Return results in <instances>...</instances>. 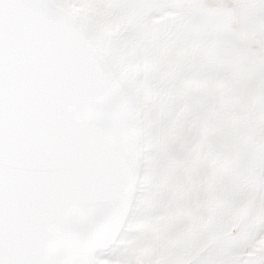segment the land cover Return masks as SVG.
Returning <instances> with one entry per match:
<instances>
[{"label": "snow or ice", "instance_id": "obj_1", "mask_svg": "<svg viewBox=\"0 0 264 264\" xmlns=\"http://www.w3.org/2000/svg\"><path fill=\"white\" fill-rule=\"evenodd\" d=\"M0 264H264V0H0Z\"/></svg>", "mask_w": 264, "mask_h": 264}]
</instances>
